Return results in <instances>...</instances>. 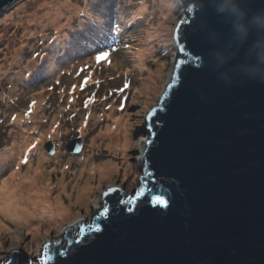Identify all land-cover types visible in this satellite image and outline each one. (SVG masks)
Returning <instances> with one entry per match:
<instances>
[{
    "label": "water",
    "instance_id": "1",
    "mask_svg": "<svg viewBox=\"0 0 264 264\" xmlns=\"http://www.w3.org/2000/svg\"><path fill=\"white\" fill-rule=\"evenodd\" d=\"M16 1L0 0V15ZM176 2L177 64L143 129L145 195H104L90 223L43 242L48 264H264V80L247 75L264 32L240 41L219 0ZM238 4L249 17L264 13V0ZM81 145L71 140L67 152ZM24 251L14 247L7 264Z\"/></svg>",
    "mask_w": 264,
    "mask_h": 264
},
{
    "label": "rangeland",
    "instance_id": "2",
    "mask_svg": "<svg viewBox=\"0 0 264 264\" xmlns=\"http://www.w3.org/2000/svg\"><path fill=\"white\" fill-rule=\"evenodd\" d=\"M141 5L144 8L138 12ZM180 12L175 0H17L0 16V182L14 169L15 158L21 160L19 166L26 172L44 154L43 183L50 185L52 200L64 188L60 196L70 206L66 217L34 219L31 230H38L36 233L17 232L24 230L21 209L0 214L1 223L9 229V233L0 234L1 264L9 262L16 246L26 250L19 264H38L43 242L65 238L78 223L91 222L106 205L108 185L118 186L125 199L138 190L143 177V153L138 147L149 139V132L143 130L146 119L177 63L173 34L182 18ZM134 15L138 19L132 22ZM99 26L103 31L118 32L117 37L112 33V46L104 48L115 49L108 57L110 63H97L95 57L101 50L85 51L100 41L103 31L98 41H88L93 27ZM143 37L150 40L152 48L142 59L144 66H139L138 60H142L136 51L142 47ZM13 49L19 51L18 59L11 60ZM74 52L79 55L72 58ZM35 84L39 85L34 88ZM121 103L124 107L109 117L111 107ZM119 116H125L123 130L129 144L125 150L115 151L109 138H99L108 125L114 127L113 120ZM76 137L83 139V149L69 156L65 146ZM22 140L32 141L35 148L20 151L18 143ZM12 154L14 158L8 157ZM86 157L89 164L114 162L116 169H108L101 179L96 174L87 180L88 173L82 170L88 163ZM86 183L91 189L78 197Z\"/></svg>",
    "mask_w": 264,
    "mask_h": 264
},
{
    "label": "bare ground",
    "instance_id": "3",
    "mask_svg": "<svg viewBox=\"0 0 264 264\" xmlns=\"http://www.w3.org/2000/svg\"><path fill=\"white\" fill-rule=\"evenodd\" d=\"M57 4H55L53 7L51 5L50 9L55 8ZM64 6V4H63ZM144 8L143 5H141L138 8V12ZM54 22L55 20L52 19ZM59 21L57 20V23ZM129 22H126L125 24H128ZM159 25H162L159 23ZM103 31V27H93L90 35L92 38L97 40L99 38L100 33ZM106 31V30H105ZM141 45L139 49L136 51V56L139 57V59H144L147 55H150L151 45L150 40L143 37L141 40ZM130 43V42H129ZM149 44V45H148ZM11 60L18 59L20 56V53L18 50L13 49L11 51ZM9 60V59H7ZM145 61L138 60L139 66H144ZM33 64H29V66H32ZM28 68V66H27ZM1 70V69H0ZM93 74L92 72L90 75ZM151 85V84H150ZM113 106V105H112ZM116 108L111 107V114H109V117H112V115L116 114ZM125 116H119L116 119H114V127L112 125H108L104 132L100 135L99 139H102V136L105 138H109L110 144L114 148L115 151H122L125 150L128 146V138L129 136L126 135V132L123 130V127L125 126ZM114 130V131H112ZM119 131H124L123 135H119ZM150 138V136H149ZM114 139H116L114 141ZM147 140L143 142L138 148V151L140 154L144 153V146L146 144ZM18 148L21 151H31L34 149L33 145L35 143H32L30 141L29 143H26V141H21L18 143ZM44 155V154H43ZM39 156L38 163L34 168L30 167L29 170L26 172H22L20 168L21 160L15 158L14 159V169L9 172L8 175H6L4 178H2V182L0 184V214L6 213L7 210L13 211L15 213L18 212V209L22 210V220L23 225L22 229L19 231H32L31 225L32 222H34V219L37 221H51L55 220L58 216L60 217H66L69 214L70 206L65 204V200L63 201L61 198V192L65 193V189L63 188V191L60 192L58 196L55 197V199H51L50 196V185L44 184L43 180L45 179L46 172H45V161L44 156ZM8 157L14 158V155H8ZM88 163L83 164L82 170L87 171V180L93 179L96 174L99 175V178L101 179L108 169H116V165L114 162L108 161L104 163L89 164V158H85ZM142 160V159H141ZM32 170V171H30ZM82 175V174H81ZM86 180V181H87ZM109 187H112L110 185ZM89 189H91V186L86 183L85 186L80 187V192H78L77 196L82 197V195L87 192ZM58 218V219H59ZM4 228V229H2ZM37 229V228H36ZM9 229L5 227L1 221H0V234L2 232H8ZM38 232V230H33L32 233ZM9 233V232H8ZM7 233V234H8ZM7 234H3L2 236H5ZM1 236V238H2ZM36 236V234H35Z\"/></svg>",
    "mask_w": 264,
    "mask_h": 264
},
{
    "label": "clouds",
    "instance_id": "4",
    "mask_svg": "<svg viewBox=\"0 0 264 264\" xmlns=\"http://www.w3.org/2000/svg\"><path fill=\"white\" fill-rule=\"evenodd\" d=\"M216 11L230 19L233 33L240 41H245L252 29L264 32V13H256L249 17L246 11L240 8L238 0H219L216 4ZM253 48L255 49V63L249 65L247 75L250 78L264 80V47H261L259 43H254ZM175 65L170 75L173 74Z\"/></svg>",
    "mask_w": 264,
    "mask_h": 264
},
{
    "label": "snow or ice",
    "instance_id": "5",
    "mask_svg": "<svg viewBox=\"0 0 264 264\" xmlns=\"http://www.w3.org/2000/svg\"><path fill=\"white\" fill-rule=\"evenodd\" d=\"M111 51H115V49H112ZM111 51H100L98 52V54L95 57V60L97 61V63L101 62V61H108V57L111 55ZM110 63V61H108ZM186 61H181V63H184ZM81 71H83V69H81ZM88 82V77H85L84 79V83L86 84ZM125 87H127V84L125 85ZM73 88H75V86H73ZM34 104V102H33ZM31 107V106H30ZM149 115H151V113H149ZM33 147H35V145H33ZM24 163H27V160L25 159ZM119 191V189L116 188H109L107 190V192L104 193L105 196L113 193V192H117ZM145 195V188L144 187H140L135 194L133 195V197L131 199H135L137 197H141ZM150 201L154 202L155 204L161 205V206H167V201L160 195H154L150 197ZM107 213V208H105L103 211L100 212V215H106ZM96 231H99L100 229L97 227L95 229ZM81 231H83L81 229ZM77 243H79V241H76ZM58 243V242H57ZM61 256L65 255L64 251H61L59 253ZM53 257L50 254V249H49V244H45L44 245V251L42 253V255L39 257V261L40 264H48V261L52 260Z\"/></svg>",
    "mask_w": 264,
    "mask_h": 264
},
{
    "label": "trees",
    "instance_id": "6",
    "mask_svg": "<svg viewBox=\"0 0 264 264\" xmlns=\"http://www.w3.org/2000/svg\"><path fill=\"white\" fill-rule=\"evenodd\" d=\"M39 84H35V85H33V87L35 88V87H37Z\"/></svg>",
    "mask_w": 264,
    "mask_h": 264
}]
</instances>
